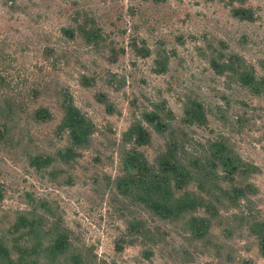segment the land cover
Masks as SVG:
<instances>
[{
  "label": "rangeland",
  "instance_id": "obj_1",
  "mask_svg": "<svg viewBox=\"0 0 264 264\" xmlns=\"http://www.w3.org/2000/svg\"><path fill=\"white\" fill-rule=\"evenodd\" d=\"M63 100L93 132L60 156ZM163 104L140 150L203 167L179 192L207 209L159 216L116 184L132 119ZM212 140L239 171L208 161ZM263 237L264 0H0V264H264Z\"/></svg>",
  "mask_w": 264,
  "mask_h": 264
},
{
  "label": "trees",
  "instance_id": "obj_2",
  "mask_svg": "<svg viewBox=\"0 0 264 264\" xmlns=\"http://www.w3.org/2000/svg\"><path fill=\"white\" fill-rule=\"evenodd\" d=\"M9 1L13 2V0ZM84 33L89 40L99 37L97 30L93 28ZM63 102L61 126L66 130L70 146L59 149L60 156L68 154L75 147L87 144L93 132L92 121L71 101L63 100ZM165 115H171V111L166 104H163L162 107L146 109L140 113L139 117L132 119L124 133L131 142L122 154L124 173L116 178V184L132 192L138 202L143 203L159 216L179 215L199 206L207 209L210 202L206 197L188 190L179 192L193 174L200 173L203 167L195 161L190 163L192 166H189L183 157L178 156L175 144H167L164 151L156 155L153 162L149 161L140 150L141 146L150 142L151 135L147 125L164 130L167 127ZM183 115L188 122L202 124L206 120L202 103L194 99L186 103ZM208 152V161L219 166L227 176L240 170L238 158L233 156V152L226 148L222 140L210 141ZM35 160L39 162V158ZM221 194L228 199H237L242 196L243 189L239 186L229 190L221 189ZM66 245L67 237L59 235L55 238L51 248L65 249ZM262 249H264V241ZM76 260L78 264H92L80 254L76 256Z\"/></svg>",
  "mask_w": 264,
  "mask_h": 264
}]
</instances>
